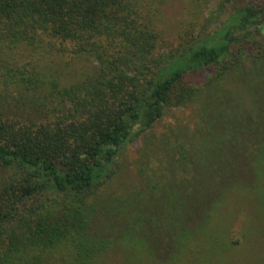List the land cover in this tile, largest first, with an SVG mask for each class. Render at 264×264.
Segmentation results:
<instances>
[{
    "label": "trees",
    "instance_id": "obj_1",
    "mask_svg": "<svg viewBox=\"0 0 264 264\" xmlns=\"http://www.w3.org/2000/svg\"><path fill=\"white\" fill-rule=\"evenodd\" d=\"M217 1L168 46L155 0H0V264H184L230 253L249 199L264 222V0ZM244 62L253 109L154 132ZM140 141V188L113 191Z\"/></svg>",
    "mask_w": 264,
    "mask_h": 264
},
{
    "label": "rangeland",
    "instance_id": "obj_2",
    "mask_svg": "<svg viewBox=\"0 0 264 264\" xmlns=\"http://www.w3.org/2000/svg\"><path fill=\"white\" fill-rule=\"evenodd\" d=\"M250 1L263 2V0ZM235 2L243 4L249 2V0H235ZM217 3V0H155L154 8L159 10L157 27L164 33L167 45H175L178 42L180 32L187 28L189 24L197 20V22H204L205 17H209L211 13L216 15ZM228 10H232L231 5L228 6ZM86 64L84 61H77L67 68L66 73L68 75H76L82 69V65L90 68V63ZM212 72H214V69L209 68L191 76L193 84L201 85L205 88L203 102H199L198 104L196 102L188 108L170 110L166 118L156 125L154 132H164L169 126L176 127L179 126L178 124L184 127H195L200 115L199 109L201 105L208 107L210 100L211 107L220 104L222 99L228 102L230 100V92H234L233 96L236 100L240 99L242 104L235 102L238 105L234 109H238L237 107L240 109L245 107L248 109L254 108V105L257 103L253 97L255 96V92L250 87L252 83L250 80L252 78L258 80L260 77L258 72L251 69L248 63L244 62L236 70H231L225 80L221 82L220 91L214 86L206 87V83L209 82ZM248 80V88L245 90L244 84ZM219 93H222L224 97L219 98ZM216 99L220 101L215 104ZM141 147L142 142L140 141L128 148L125 153V160L129 166L116 178L113 191L125 193V191L129 190L132 192L140 188V176L137 172L136 162L141 159V152H143L140 149ZM215 152L223 153L220 149ZM154 162V164H159L157 160ZM233 219V226L230 230L233 232L234 239H239V243L233 246L230 253L217 258L213 256V252H207V254H202V256L198 254L194 258L184 260V264H264V222H261V219L258 217L252 198L235 211ZM224 221L227 222V219L223 218L219 220V222ZM205 245L212 247L214 244L207 240Z\"/></svg>",
    "mask_w": 264,
    "mask_h": 264
}]
</instances>
